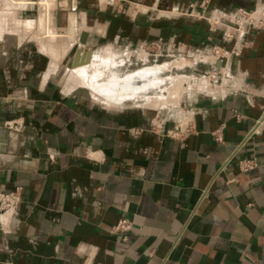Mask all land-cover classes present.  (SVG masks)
I'll return each mask as SVG.
<instances>
[{
  "label": "crops",
  "instance_id": "0c3cea01",
  "mask_svg": "<svg viewBox=\"0 0 264 264\" xmlns=\"http://www.w3.org/2000/svg\"><path fill=\"white\" fill-rule=\"evenodd\" d=\"M29 1L16 15L46 11L37 38L49 23L51 40L74 39L51 57L25 30L0 26V189L22 193L0 214V264H264V25L230 39L189 13L193 3L234 15L264 0H49L46 10ZM81 30L93 56L121 55L120 72L133 57L149 63L154 48L180 54L115 75L113 99L92 90L104 103L81 84L67 88ZM214 45L227 53L213 57ZM186 64L173 85L163 76ZM144 71L160 97L131 87ZM250 157L257 164L241 170ZM121 216L133 222L126 238L110 231Z\"/></svg>",
  "mask_w": 264,
  "mask_h": 264
},
{
  "label": "rangeland",
  "instance_id": "374dc122",
  "mask_svg": "<svg viewBox=\"0 0 264 264\" xmlns=\"http://www.w3.org/2000/svg\"><path fill=\"white\" fill-rule=\"evenodd\" d=\"M9 14H7L8 16ZM204 15H208L207 12H204ZM18 17V16H17ZM39 19V18H38ZM48 21V20H47ZM8 24V25H7ZM11 24V23H10ZM9 23H4L2 24V28H3V32H14V33H17V31H7V29L12 28L11 25ZM1 26V25H0ZM9 26V27H7ZM39 27V26H38ZM38 31L41 30V28H38ZM7 28V29H6ZM15 28V27H14ZM47 28H49V31H52V33L54 32L53 31V28L51 27V25L48 23L47 24ZM2 29L0 28V31ZM71 31H67V33L65 35H67L64 39L65 40H58L57 41V37L55 39H50L49 37H43V38H36L35 34H37L38 32H32L31 35L34 36L33 39H35L42 47L43 45H46V46H50V47H55L57 48L58 50H61V51H64V55L63 57L65 56L67 50L69 49L70 47V44H72L73 42V37L72 39H70V34ZM49 33V32H48ZM72 33V32H71ZM18 34V33H17ZM19 36V35H18ZM42 36V35H41ZM39 37V35L37 36ZM71 42V43H70ZM157 48H154V50H150L152 53L150 54L149 56V59H148V62L147 64H143V65H140L141 64V60L140 59H135L133 57V64L131 65H125L122 67L121 71L124 73V71L126 72L127 70H125L126 68H133L135 66H138L136 67L135 69H139L141 67H146V66H154L156 64H162V60H166V62H171V61H174L176 60L177 56L180 54V52L176 49H172L170 52L174 55L172 56H169V55H164V54H159V55H156L154 52H156ZM44 50V49H42ZM102 49H100V51L96 54H94L92 60L87 63V64H82V65H79L78 68H76L77 70H75V68H67V71H66V74L64 75V78L66 79L67 75H69L68 77V87L67 88H74V87H77V85H82L81 87L89 90L90 92H92L94 95H96L94 92L96 93H99L98 91L99 90H96L98 87H104V88H109V91H106L104 93H99V94H103L105 96H107L108 98H111L113 99L114 97V93L116 91V89L112 88L113 84H114V79H115V75L119 76L118 72L112 70L113 67H116V66H119V62L117 61V58L115 57L116 55L112 56L108 54L105 55L104 57L102 56L101 58L99 57V59L97 58V56H100L102 54ZM115 52V51H114ZM164 52V51H162ZM166 52V51H165ZM115 54V53H114ZM50 56V55H49ZM62 57V58H63ZM110 57L112 59H114V61L116 62V65L113 63V64H109L108 62H113L110 61ZM62 58L60 59V61L62 60ZM171 61H170V60ZM119 60V59H118ZM136 60V62H135ZM156 60V61H155ZM59 61V62H60ZM180 63V62H179ZM178 62L176 64H179ZM59 64V63H58ZM107 65V66H105ZM140 65V66H139ZM184 68H179V67H174L173 69H171V71L169 72H164L163 76H168L167 78L170 79V82L172 83V85L174 84V81L176 79L177 76H181L183 73L185 74H189V72H191V69H192V65H185L183 66ZM112 68V69H111ZM179 68V69H177ZM74 70V71H73ZM117 70V69H116ZM142 70V69H141ZM137 71V70H136ZM161 71V70H160ZM73 74V76H72ZM72 76L73 79H78V81H71L70 80V77ZM118 78V77H117ZM128 77H126V79H128ZM125 79V78H124ZM173 80V82L171 81ZM105 82V83H104ZM74 83L76 86H74ZM168 84V83H167ZM172 85L169 87L171 88ZM87 86V87H86ZM80 87V86H79ZM160 87V86H159ZM177 87V86H176ZM175 87V88H176ZM165 90L164 92V95L168 96L169 95V91L168 89ZM156 90H153L151 93H148L152 96H156V97H160L162 95L161 93V90L160 88H157L155 87ZM94 92H93V91ZM187 92H183L182 95L186 94ZM171 94V93H170ZM172 95V94H171ZM98 96V95H97ZM103 98V97H101ZM157 104V103H155Z\"/></svg>",
  "mask_w": 264,
  "mask_h": 264
},
{
  "label": "built area",
  "instance_id": "2783aa9c",
  "mask_svg": "<svg viewBox=\"0 0 264 264\" xmlns=\"http://www.w3.org/2000/svg\"><path fill=\"white\" fill-rule=\"evenodd\" d=\"M207 0H203L204 3ZM30 4V3H27ZM193 3L190 4V12L196 16H204L211 24H220L224 26V34L227 38H236L243 32L246 25L258 26L264 25V8L262 9H246L238 7L234 15L217 14L216 16L204 15L203 10H193ZM242 41L239 39L235 41V45L228 53L237 54L242 45ZM227 51L218 45L212 47V56H224ZM220 74L219 70H211L207 73L208 80H216ZM215 138L222 140V135L218 130L214 131ZM238 164L241 170L245 171L257 164L255 157L240 158ZM22 201L21 186H15L11 189H0V214L7 213L10 210L16 209ZM133 222L126 216H121L117 221L111 225L110 231L120 234L122 238H126L125 232L132 227ZM259 264V263H256Z\"/></svg>",
  "mask_w": 264,
  "mask_h": 264
},
{
  "label": "bare ground",
  "instance_id": "6f19581e",
  "mask_svg": "<svg viewBox=\"0 0 264 264\" xmlns=\"http://www.w3.org/2000/svg\"><path fill=\"white\" fill-rule=\"evenodd\" d=\"M27 3H31V1H29V0H0V25H2L3 24V22L6 24V23H11L10 25H11V27L12 28H10L9 26H7V27H9V29H7V31H18L19 29H21V30H25L24 32L26 33V34H31L33 31L35 32V31H37L38 29H37V27L38 28H42V26H41V18H44V16H45V14H46V11H45V13L43 12V14L41 13V17L38 19V20H29V19H22V18H20V17H17V15H16V8L17 7H19L20 5H26ZM41 5L45 8V10L47 9V4L49 3V0H41ZM42 7V8H43ZM43 8V9H44ZM48 10H49V8H48ZM48 13H49V11H48ZM7 14H9L8 16H7ZM27 21V22H26ZM28 21H31V22H28ZM23 22H25V23H23ZM8 25V24H7ZM29 25H33L32 26V28L30 29V30H27V27L29 26ZM15 27V28H14ZM54 31V30H53ZM1 33V32H0ZM55 32H53V33H50V35H48L49 36V38H51L52 36H53V34H54ZM40 34V31H38V33L37 34H35V36H36V38H37V36ZM71 37V36H70ZM71 43V42H70ZM44 46H46V45H43V49L45 50V47ZM53 49H54V47H50V46H48V48H47V53L52 57H54V55H52L53 54ZM54 51H56L57 52V54L56 55H59L60 54V50H58L57 48H55L54 49ZM45 52V53H46ZM63 52V55H64V51H62ZM63 57V56H62ZM56 60V59H55ZM75 68V70H77L76 68H78V67H74ZM160 68L161 67H157V68H154V69H152V70H154V72H157V71H159L160 70ZM143 77V76H146V74H145V71L144 72H138V73H136L135 75H134V78H136V77ZM74 81H78V79H74ZM120 82V81H119ZM126 83H127V81H126ZM118 86H119V84L116 86L117 88H118ZM112 88H114L115 89V86L113 85L112 86ZM104 89V87H98L96 90H99L98 92H101V91H104L103 90ZM109 89H110V87L109 88H107V90L106 91H109Z\"/></svg>",
  "mask_w": 264,
  "mask_h": 264
},
{
  "label": "water",
  "instance_id": "95a60500",
  "mask_svg": "<svg viewBox=\"0 0 264 264\" xmlns=\"http://www.w3.org/2000/svg\"><path fill=\"white\" fill-rule=\"evenodd\" d=\"M86 36H87V31L86 30H81L80 34H79V44L77 45V47L75 48L72 57H71V61L68 64L69 68H74V67H78L79 65L82 64H87L89 63L92 58V51L90 48H88L85 43H86ZM79 55H81V57H79ZM152 78L153 75H146L141 77H136L133 80H131V87L132 88H137V85H141L143 86L141 89H138V93H142V92H152L153 90H156L154 88V85L152 84Z\"/></svg>",
  "mask_w": 264,
  "mask_h": 264
},
{
  "label": "flooded vegetation",
  "instance_id": "af4514ba",
  "mask_svg": "<svg viewBox=\"0 0 264 264\" xmlns=\"http://www.w3.org/2000/svg\"><path fill=\"white\" fill-rule=\"evenodd\" d=\"M107 48V47H106ZM106 48H101L102 50L101 51H103V49H106ZM114 50V49H113ZM115 57L117 58V61L119 62V65L123 62V61H121L122 59L120 58L121 57V55H118V54H116L115 53ZM120 58V59H119ZM119 59V60H118ZM141 68H143V67H141ZM112 69V68H111ZM117 69V70H116ZM140 69V68H139ZM139 69H132V70H130V71H124V73L123 72H120L119 71V69H118V66H116V67H113V69L112 70H114V71H116V72H118V74H119V76H121V77H126V76H128V75H130V74H132L133 72H135L136 70H139ZM68 77H69V75H67V77H66V81L68 80ZM81 87V86H80ZM96 96V98L97 99H99V97L97 96V95H95ZM100 101H102V102H104V103H107V102H105L104 100H101V99H99Z\"/></svg>",
  "mask_w": 264,
  "mask_h": 264
}]
</instances>
